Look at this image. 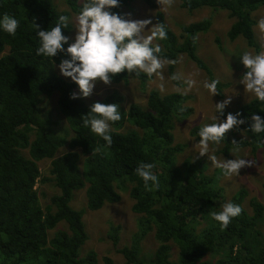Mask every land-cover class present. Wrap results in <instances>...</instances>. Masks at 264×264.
<instances>
[{
	"label": "trees",
	"instance_id": "obj_1",
	"mask_svg": "<svg viewBox=\"0 0 264 264\" xmlns=\"http://www.w3.org/2000/svg\"><path fill=\"white\" fill-rule=\"evenodd\" d=\"M134 1L119 0L120 6L110 11L123 16L121 8ZM141 1L156 7L154 0ZM83 4L78 0H0V19L8 14L20 22L15 36L0 28V264H96L98 258L93 250L81 255L88 238L83 211L73 208L70 202L74 192L84 188L86 208L98 210L105 203L119 201L117 190L125 183L130 185L131 211L137 215V231L130 245L117 249L127 263L264 264V204L250 197L252 212L248 213L242 206L248 193L240 187L228 202L240 205L243 211L221 230L211 215L223 207L217 198L220 189L215 178L188 163L181 167L175 164L183 146L174 144L172 122L174 117L189 113L190 107L184 105L188 95H161L151 90L146 110L135 103L125 109L119 92L90 103L82 97L70 99L71 93H79L78 85L55 71L62 59L70 58L67 53L52 58L36 55L40 46L36 33L51 30L59 16L69 12L59 11L58 6L67 5L79 15ZM180 5L186 10L203 6L226 10L234 19L226 32L228 39L234 41L241 36L249 46L256 47L252 12L264 5V0H181ZM155 20L167 32V39L159 40V57L174 61L185 54L214 80L196 53L197 35L208 30L211 19L182 24L179 35L164 22L160 11H156ZM71 29L68 23L62 33L69 37ZM127 75L141 83L151 79L143 72L137 75L124 71L116 74L112 82L128 81ZM217 88L218 97H223L219 83ZM53 92L58 93V109L68 125L65 132H72L69 138L56 133L51 118L39 110V98ZM94 102L119 105L121 120L111 123L110 147L90 126H83V117ZM237 112L246 122L226 133L219 151L228 155L233 149L249 148L256 153L264 148V133L250 130V117L255 113L264 118V102L254 97L236 109L223 111L221 116L224 120L228 113ZM127 123L130 127L120 130ZM212 123L192 127L190 135L199 141V130ZM62 149L65 150L58 154ZM44 159L50 160L49 178L41 175L38 166ZM141 162L154 165L158 189L149 190L137 175ZM47 182L54 184L57 193L49 203H42L38 185ZM59 223L66 224V229L55 230ZM149 232L157 247L148 259L140 258V242ZM110 237L116 245L117 235ZM173 246L175 259L171 256ZM102 262L113 264L107 256Z\"/></svg>",
	"mask_w": 264,
	"mask_h": 264
},
{
	"label": "rangeland",
	"instance_id": "obj_2",
	"mask_svg": "<svg viewBox=\"0 0 264 264\" xmlns=\"http://www.w3.org/2000/svg\"><path fill=\"white\" fill-rule=\"evenodd\" d=\"M156 1V7H149L141 0H135L130 6L122 7V14L125 19H150L151 25L145 30L144 35L147 36L156 25V11H160L164 16V22L177 35L180 33L182 24H189L200 21L203 18H210L211 25L205 32H200L197 35L196 53L203 61L206 68L211 71L214 79L219 81V89L223 97L212 95L204 87V83L211 82L206 70L198 68L185 54H180L173 61H165V66L159 74H154L151 79L145 83H141L139 79L127 75L128 81H120L117 83L111 82L105 85L98 81L93 89L91 96L83 98V101L90 103L95 99L104 98L114 92H119L122 97L121 104L125 109L135 103L146 110V101L151 90H156L161 95H166L172 92L185 93L187 90V80L194 81L193 87L187 91L188 100L184 103L190 107V111L185 116H176L173 118V137L174 144H181L183 147L176 155V166H184L186 163L193 167H199L203 173L215 178L214 182L220 189V195L217 197L222 205L227 203L234 192L240 187H244L248 193L244 199L242 206L248 213H251V207L248 204L250 197H255L264 204V148L257 149L256 153H252L249 148H237L230 151L228 155L222 154L221 145L210 143L208 156H215L217 160L227 159H248L254 160L256 163L252 167L242 168L240 175L227 177L223 174L220 168H217L207 154L199 155V141H196L190 135V129L194 126L205 125L210 121H214L212 117L217 115L218 122H222L223 118L219 113H215V104L223 101L228 96H231L230 104L226 105L223 111H231L239 106L249 102L256 97L254 93L245 91L244 85L240 82L243 79V74L246 69L241 63L240 56L245 52L253 56L264 53V5H259L252 12L255 24L253 26L254 39L256 47L249 46L243 37L239 36L234 41H230L227 37V30L234 21L224 9H213L207 6L186 10L181 7V0H174L169 5L159 4ZM60 3V1H59ZM79 4H83L84 0H78ZM61 5V3H60ZM59 11H69L67 16L68 23L72 29L69 34L71 43L74 42L78 22V15L72 13L67 5L64 8L58 6ZM159 39L154 40V45H159ZM56 65L55 71L64 77L59 66ZM171 66V69H170ZM177 75L179 79L173 80L172 76ZM71 80V78L64 77ZM218 89V88H217ZM58 93L53 92L50 95H42L39 98L38 107L43 116L51 118L53 128L58 134H66L68 138L72 132L67 130V123L58 109L57 105ZM215 122V121H214ZM128 124V123H127ZM124 124L120 130H124L130 125ZM65 149L59 150L58 154ZM27 155V151H23ZM82 158L80 165L82 163ZM49 159H44L38 162L41 175L48 177ZM192 167V168H193ZM49 178V177H48ZM129 183H125L122 188L117 191L120 193V200L113 203H105L98 210H89L86 208L85 189L76 190L70 205L82 210V221L85 225L87 240L82 245L80 250L81 255H85L88 251L93 250L97 254V263L103 264L102 258L107 256L113 261V264H133L127 263L118 248L129 246L132 241V236L137 231V215L131 211L132 199L128 193ZM39 195L42 203H49L52 195L57 193V189L52 182L39 184ZM66 229V224L59 223L55 230ZM111 234L117 235V244L110 237ZM157 247V242L153 237V233L149 232L140 242V258L148 259L153 254ZM172 259L176 257V247L171 250Z\"/></svg>",
	"mask_w": 264,
	"mask_h": 264
},
{
	"label": "clouds",
	"instance_id": "obj_3",
	"mask_svg": "<svg viewBox=\"0 0 264 264\" xmlns=\"http://www.w3.org/2000/svg\"><path fill=\"white\" fill-rule=\"evenodd\" d=\"M159 4L171 5L174 0H157ZM119 0H86L82 11L77 17L78 27L74 42L68 44L69 37L62 33V28H68V17L60 15L58 23L51 30H40L36 35L40 39V46L36 48L37 56L55 57L58 53L66 52L69 59H62L59 71L64 77L71 78L79 88V93L70 94V99L87 98L92 95L95 84L100 81L105 85L112 82L116 74L127 71L128 73L140 72L149 77L159 74L165 66V61L159 57L162 49L154 40L167 39L165 26L156 23L151 33L147 36L144 32L150 19H125L124 16L111 12L110 9L118 8ZM19 21L14 17L4 14L0 19V28L9 35L15 36ZM39 28V25H34ZM68 44L65 49L64 45ZM241 63L246 71L240 81L247 92L254 93L259 101L264 102V53L253 56L245 52L240 56ZM174 63V61L172 62ZM173 80L179 79L177 75ZM194 81L187 80V91ZM214 79L205 82L204 87L212 95L220 94ZM231 96L215 104V113L223 115L226 105L230 104ZM184 109L182 108L181 111ZM241 113H228L222 122L214 115L215 121L199 130V155L209 153V144H219L225 139L226 133L238 128L246 120L239 118ZM250 130L256 134L264 133V118L252 114ZM121 120L119 105L116 103L104 104L94 102L90 111L83 117V126L89 127L92 132L103 138L107 146H111V123ZM259 146V145H258ZM99 151V149H98ZM211 162L223 171L227 177L240 175V170L255 165L254 160L244 158L227 159L219 161L215 156H208ZM154 165L141 162L136 168L137 175L142 178L144 185L149 190L159 188L158 177L153 173ZM243 209L240 205L227 202L222 211L211 213L212 218L219 223L221 230L226 229L232 219L241 215Z\"/></svg>",
	"mask_w": 264,
	"mask_h": 264
}]
</instances>
